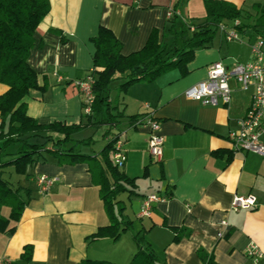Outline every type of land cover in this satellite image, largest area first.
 Masks as SVG:
<instances>
[{"label":"crops","instance_id":"obj_1","mask_svg":"<svg viewBox=\"0 0 264 264\" xmlns=\"http://www.w3.org/2000/svg\"><path fill=\"white\" fill-rule=\"evenodd\" d=\"M218 1L230 3L241 12L237 20L244 27L237 32L240 41L228 42L217 30L207 47L193 52L185 74L171 69L152 81L132 85L125 94L119 93L116 101L119 98L122 112L110 94L111 112L119 115L118 125L110 131L107 125L103 133L107 135L101 138L104 148L115 134L124 132L119 142L126 161L118 171L134 183L123 184L115 199L123 211L119 216L114 208L113 214L121 227L128 226L127 230L117 241H87L112 221L100 197L105 178L111 181L100 155L102 149L96 152L83 147L80 154L91 160L73 165L58 164L54 157L42 153L26 175L15 174L18 178L13 186V169L1 170L2 179L13 189L22 188L20 193L27 201L20 220L9 222L8 229L14 231L0 233L1 262L79 264L90 260L130 264L138 250L136 237L159 264H202L199 250L211 255L216 264H253L249 247L255 245L264 251V158L234 152L228 140L251 104L253 87L243 91L230 81V102L219 107L187 100L183 93L204 81L213 63L231 67L250 62L251 45L264 33V0ZM49 4L28 58L45 90L32 91L25 99L26 113L47 125L87 123L83 97L74 83L92 72L91 39L99 27L111 30L121 43V54L128 56L138 53L153 31L159 43L171 38L167 36L172 25L166 18L168 9L179 15L176 26H184L190 33L206 20L204 0H49ZM256 25L258 32L253 29ZM258 40L264 42V38ZM116 83L119 86L122 82ZM6 89L0 84V96ZM146 114H152L160 126L163 146L159 160L149 155L147 129L132 128L128 122L129 117ZM98 121L99 117L93 123ZM260 141L264 143V135ZM11 150L7 152L16 149ZM112 153L108 159L115 167ZM41 176L55 179L44 194L38 192L36 183ZM25 190L29 191L28 198ZM151 194L164 199L151 205L148 217H142V202ZM235 196L253 197L256 207L233 211ZM9 214L8 207L0 209L2 218L8 219ZM222 222L227 226H221ZM175 229L182 232L178 242L173 239ZM26 245L31 247L27 255Z\"/></svg>","mask_w":264,"mask_h":264},{"label":"trees","instance_id":"obj_2","mask_svg":"<svg viewBox=\"0 0 264 264\" xmlns=\"http://www.w3.org/2000/svg\"><path fill=\"white\" fill-rule=\"evenodd\" d=\"M206 20L203 25L194 27L193 32L185 30L184 26H176V17L168 19L172 23L167 36L172 39L171 44L159 43L156 31H153L145 46L137 53L123 56L121 43L114 37L111 30L104 27L97 29L91 39L94 46L92 57L93 69L87 76L94 78L91 87L93 100L90 114L84 116L86 124L64 125L60 123L40 124L26 112L25 99L32 91H44L45 85L39 82V75L28 64V58L34 45V34L50 10L49 0H0V84L7 87L0 96V158L7 161L0 164V209L8 207V219L0 216V233H12L8 229L9 222H18L27 205L21 193L22 188L13 189L2 179V169L12 168L18 176L26 175L42 153H47L57 160L58 164L73 165L90 161L88 155L76 152V147H91L93 140L88 138L73 141L72 136L87 127L108 125L116 128L117 118L112 114L114 109L110 104L111 84L122 82L117 90L125 94L128 89L139 82H149L163 75L171 69L182 70L186 73V65L192 60L193 52L207 47L213 40L220 26L233 27L237 32L243 31V25L234 26L241 12L230 3L218 0H204ZM257 25L253 27L258 32ZM190 29V28H189ZM64 43V40L61 41ZM144 67L145 72L136 75L134 68ZM86 76V77H87ZM100 121L93 123L95 118ZM137 117H129L132 123ZM106 134L103 136L105 137ZM118 134L109 140L100 155L110 174L111 181L105 178V184L100 190V197L107 213L111 216V223L99 228L87 238L89 242L109 238L117 241L128 226L121 227V223L114 217V208L121 216L122 208L115 202L124 185H133L134 180L127 179L120 174L116 167H112L108 156L113 151ZM18 146L15 152L8 153L10 147ZM112 182V183H111ZM124 184V185H123ZM113 187V188H112ZM112 188V189H111ZM24 194L29 197V191ZM174 242L180 239L181 230L175 229ZM187 236L188 233H184ZM141 238L136 237L138 250L130 264H159L154 254L143 247ZM25 254L31 252V247H24ZM199 260L202 264H216L213 257L199 250ZM79 264H113L105 261L83 260Z\"/></svg>","mask_w":264,"mask_h":264},{"label":"built area","instance_id":"obj_3","mask_svg":"<svg viewBox=\"0 0 264 264\" xmlns=\"http://www.w3.org/2000/svg\"><path fill=\"white\" fill-rule=\"evenodd\" d=\"M166 18L179 16L174 9L166 11ZM239 25V22H234V26ZM191 29V28H190ZM223 38L228 41H240L237 31L233 27L220 26L218 29ZM264 42L261 40L255 41L251 45L252 59L248 63H234L231 67H226L222 62H216L209 66L207 78L188 88L184 93L187 100L200 103L207 107H219L228 105L230 102L231 89L230 81L237 83L243 91L253 87L254 93L249 108L245 116L238 121V128L229 133L228 140L234 152L252 153L261 158H264V143L260 141V137L264 135ZM94 83L92 76H87L83 80L75 82V86L83 97V109L85 114H90L93 94L91 87ZM132 128L144 127L148 131V152L149 155L159 160L163 146V138L160 136V126L153 118L152 114H146L137 117L132 123H129ZM120 134L117 137L113 148V164L117 169H121L126 161V155L119 142ZM55 182V179L41 176L36 179L37 186L41 194L46 193ZM164 198L156 194L147 196L142 202L140 216L148 217L151 210V205L162 201ZM256 207V201L250 196H235L231 202V209L251 210ZM221 226L226 227L227 224L222 222ZM222 233L218 234L221 238ZM248 256L252 259L253 264H264V251L259 250L255 245H251L248 250ZM0 264H10L3 263Z\"/></svg>","mask_w":264,"mask_h":264},{"label":"rangeland","instance_id":"obj_4","mask_svg":"<svg viewBox=\"0 0 264 264\" xmlns=\"http://www.w3.org/2000/svg\"><path fill=\"white\" fill-rule=\"evenodd\" d=\"M221 34V33H220ZM258 39L259 38H264V33H262L261 35H259L258 37H257ZM257 39V40H258ZM255 40V39H254ZM256 40V41H257ZM167 42H165V44L166 45H169V44H171V42H172V39L171 38H169V40L167 39L166 40ZM243 44L245 45L246 43V40H244L243 39ZM116 86H118V84L116 83V82H114V83H112L111 84V97H112V99L114 100V101H116V99H117V95L120 97V95H119V92L117 91V90H114V88L116 87ZM119 98H118V100L116 101V107L117 106H119V110L122 112L123 111V106L122 105H119ZM108 127H107V125H102V126H100V127H98V128H96V129H91V130H85V131H81V132H79V134H77L76 136H75V139L73 140L74 142H75V140H84L85 138H88V137H91V138H93V143H92V145H91V149L90 150H94V151H96V152H98L99 150H101L102 148H103V145H104V143H103V141H102V136L101 135H103V133H105V131H106V129H107ZM121 136V138H123L124 137V132H121V133H119ZM18 148V146H12V147H10L9 148V150H8V152H10V151H12L11 149H17ZM83 147H76V152H80V150L82 149ZM8 160V158H6V157H2V158H0V164H2V163H4L5 161H7ZM122 169V168H121ZM5 179H7V176L5 175V177H4ZM18 177L15 175V174H12V181H10V184L13 186L14 184H13V182L17 179ZM20 181V180H19Z\"/></svg>","mask_w":264,"mask_h":264},{"label":"water","instance_id":"obj_5","mask_svg":"<svg viewBox=\"0 0 264 264\" xmlns=\"http://www.w3.org/2000/svg\"><path fill=\"white\" fill-rule=\"evenodd\" d=\"M133 71L139 77V75H141V74H143L145 72V68L144 67H140V69L139 68L138 69L134 68Z\"/></svg>","mask_w":264,"mask_h":264}]
</instances>
